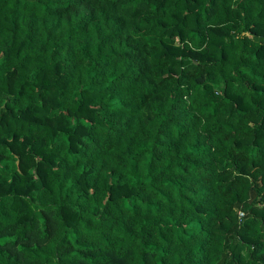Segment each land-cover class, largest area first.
Listing matches in <instances>:
<instances>
[{
  "label": "trees",
  "instance_id": "obj_1",
  "mask_svg": "<svg viewBox=\"0 0 264 264\" xmlns=\"http://www.w3.org/2000/svg\"><path fill=\"white\" fill-rule=\"evenodd\" d=\"M0 264H264V0H0Z\"/></svg>",
  "mask_w": 264,
  "mask_h": 264
}]
</instances>
